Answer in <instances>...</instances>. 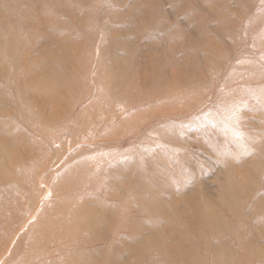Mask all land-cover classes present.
Listing matches in <instances>:
<instances>
[{
  "label": "rangeland",
  "instance_id": "obj_1",
  "mask_svg": "<svg viewBox=\"0 0 264 264\" xmlns=\"http://www.w3.org/2000/svg\"><path fill=\"white\" fill-rule=\"evenodd\" d=\"M9 5V13L0 9L1 37L14 48L0 40V130L14 129L12 140L22 137L15 154L27 152L29 163L20 165L29 170L0 172V264L32 261L33 252L62 264L70 255L58 238L69 230L53 219L61 209L69 214L80 198L110 217L96 230L78 231L76 221L68 234L71 243L77 231L84 234L79 250L92 261L197 264L202 257L210 264H264L258 223L264 211V0ZM46 69L59 76L53 86L60 101L53 108L52 96L41 95L36 81ZM56 106L66 113L46 121ZM91 111L98 113L97 126L90 125ZM91 160L102 163L104 185L97 191L78 184L75 173L60 176L67 163ZM228 172L248 182L237 206L220 215L232 233L217 240L207 209L229 192ZM142 197L172 206L173 224L139 210ZM49 208L54 224L40 227ZM52 227L54 240L43 247L39 235ZM156 230L165 237L160 249L180 250L175 261L154 248L139 259L130 249L132 233L153 238Z\"/></svg>",
  "mask_w": 264,
  "mask_h": 264
},
{
  "label": "bare ground",
  "instance_id": "obj_2",
  "mask_svg": "<svg viewBox=\"0 0 264 264\" xmlns=\"http://www.w3.org/2000/svg\"><path fill=\"white\" fill-rule=\"evenodd\" d=\"M9 1L10 0H0V9L2 11H4L5 13H9L8 11H10L11 6L9 5ZM31 3H35V1L37 0H29ZM7 6V8H6ZM16 7V6H15ZM35 9L33 11L29 12V15L34 14L35 15ZM5 17H1L0 20L4 21ZM0 31L2 30V27L0 25ZM0 40L1 43L7 47L8 50H10L12 52V50L14 48H12L11 46H9L7 44V38L1 37V32H0ZM79 50V49H76ZM82 52L83 50L80 49ZM85 54V53H84ZM82 55V54H81ZM57 76L53 71H51L50 69H46V71L43 73L42 78H38L36 79L37 82L40 83V94L43 95L42 92H44L45 94H49V96L53 101L52 104V108L54 106L55 103H59V89L55 86H53L54 82L57 80ZM54 88V89H52ZM2 90V89H0ZM68 92V91H67ZM0 93H2L0 91ZM3 94V93H2ZM59 105V104H58ZM61 109V108H60ZM92 115H89L91 118H93L92 122L90 123V125H94L97 123V112L95 113L94 111H91ZM66 112H64L65 114ZM63 113L58 114V108L57 106L52 109L51 113L48 115V118L46 119V121L49 122H55L56 120H59V118L62 116ZM63 114V115H64ZM95 117V118H94ZM67 119H65L66 121ZM88 121L89 117L87 118ZM60 121V120H59ZM82 122V121H81ZM78 122V123H81ZM99 123V121H98ZM102 123V122H101ZM100 124V123H99ZM31 125V124H30ZM92 125V126H93ZM98 124H96L97 126ZM91 126V127H92ZM8 128H11L10 126H8ZM75 128V127H74ZM85 128V126H84ZM93 129V128H92ZM3 130H0V136L3 138H0V150L2 151V154H0V172H6L3 175H7L8 173H10L12 171V169L14 168V171H12V173H19L23 174L27 167H25V165H20L21 162L24 163H29V162H25L26 161V157L27 156H23L26 155L27 152L24 151L23 149H21V154L23 155H19V154H15V149L14 147L19 148V146L23 147V139L21 137V142H20V137L14 136L15 138L12 140L11 134H13V131L15 132V130L12 128L11 129H6L5 132ZM92 131V130H91ZM60 132V131H59ZM6 137V138H5ZM57 138V137H56ZM2 146H6V149L3 148ZM11 159H15V160H11ZM18 159H20V162H16ZM23 159V160H22ZM94 161V160H93ZM91 160L90 161H81V162H72L73 164H71V166L67 163L66 167L59 172L60 176H64L65 178L67 177L66 175H68V173H75V181L80 184V185H85L87 187V189L93 190V191H97L101 186L104 185V181L102 179V163L99 164V162H93ZM29 170V169H28ZM24 179V178H21ZM25 180V179H24ZM248 182V180L243 179V178H239V177H234L230 172L227 173L226 177H225V182L224 184H231L228 187V191L226 194L225 192H222L219 196L218 202L216 203V205L214 204H209V209L210 210V214H211V220L207 221L209 224L210 229L213 231L212 232V237L219 240L222 237H227L229 234H231L232 232H228V230H226L225 228L227 227V224L225 221H223L220 218V215L224 214L227 211H230V208H234L237 205V201H238V196L239 194H241L246 186V183ZM106 183V182H105ZM145 188L149 187V184L147 181H143V184L141 185ZM141 186L140 184H137L134 186L135 189H140L141 191ZM58 189V188H57ZM56 191V190H55ZM149 191V190H148ZM57 192V191H56ZM152 192V191H151ZM83 194V193H82ZM80 199H76L74 202V206L75 204L77 205V207H73L72 211L69 212V214H62V211L64 209H61L60 213L55 214V218L53 219L54 221L57 222V224L60 226V230L62 229V226H65L68 228L69 233L73 232L75 229V222H79V225L76 227V230L78 229V231H80L79 229L81 227L87 228L89 226H92L93 230H96L98 228L102 229V217L105 218V221L108 222V217L107 216V212L104 211L103 215H102V209L98 212V210L96 209H92L90 208L89 205L85 204H81ZM68 201V198H66V200H64L62 202L61 205H64L65 202ZM72 203V202H71ZM164 201L162 200H155L152 198L149 199H145L142 197L138 202H137V208L141 211H144L146 215L150 214L153 215L155 217L156 220H163L165 221L166 225L171 226L173 224V210H172V206L167 207L166 205H164ZM52 208H49L48 211H42L40 217H44V221L40 222V227H47L48 222H51L52 224V218L50 216L53 217L54 214H51L49 212H52ZM48 212V213H47ZM47 213V215H46ZM176 216V215H175ZM65 218V219H64ZM124 219V218H123ZM247 219V218H245ZM67 222V223H66ZM104 222V220H103ZM245 222V220L242 218V223ZM215 223V224H213ZM258 223L260 224V227H264V211H260L258 213ZM70 228H69V226ZM37 227H39V224L36 225ZM167 226L168 229H170ZM10 226H7L8 229ZM129 228L133 229V226H130ZM6 229V230H8ZM5 230V231H6ZM4 231V232H5ZM77 231V233H78ZM131 232H133L131 230ZM241 232V231H240ZM54 229L52 227L51 232L49 233V235L47 236H42L41 234L39 235L40 238V243H42V246L44 247V245L47 244V242H49L50 239H53L54 236ZM68 233V234H69ZM76 233V237H73L71 240H73L74 242H70L68 241V234L66 235L64 232H61L59 234V238H58V242H62V246L60 247L62 249V252L65 253H69V258H65V261L62 264H102V258H98L96 259V261H92L90 258L86 257L83 255V253L81 252V249L79 250V244L82 243L85 239H84V234L83 233ZM140 233H132V237L134 238L133 242L130 243L129 247L132 250V247L135 248V256L139 257V259L146 254H149L151 249H158L157 251H159L161 254L165 255V258L167 259H171L173 261H175L178 256H179V251L180 250H174L173 246L168 247H163L162 249L161 246L163 244V240H165L164 235H161L160 232L158 233L157 230L156 232L153 233V238H143V236L138 235ZM51 251L55 254V251L53 250V248L51 249ZM246 252V251H245ZM243 252V253H245ZM241 253V255L243 254ZM34 256L32 258H30L32 261H30L28 258H19V259H14L12 260L13 262H11V264H40V261L44 260V257H46V255H50V257L48 259L45 260L44 264H54V262L52 261V255L49 253H43V255L40 254H35V252H33ZM222 254V252H221ZM56 255V254H55ZM163 255H161V257H164ZM214 260H217L220 257V253L219 250L217 252H215L214 254ZM240 255V256H241ZM252 257L253 258H260V255L257 253H252ZM43 257V258H41ZM263 258V257H262ZM137 259V260H139ZM230 258L225 261L227 263H230ZM108 262V261H107ZM197 264H210L209 262L207 263L202 257H199L197 259Z\"/></svg>",
  "mask_w": 264,
  "mask_h": 264
}]
</instances>
